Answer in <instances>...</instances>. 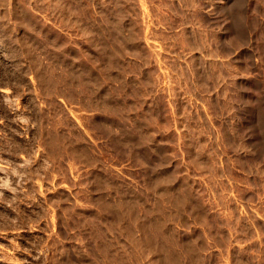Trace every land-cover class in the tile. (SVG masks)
Here are the masks:
<instances>
[{
    "label": "rangeland",
    "instance_id": "rangeland-1",
    "mask_svg": "<svg viewBox=\"0 0 264 264\" xmlns=\"http://www.w3.org/2000/svg\"><path fill=\"white\" fill-rule=\"evenodd\" d=\"M0 264H264V0H0Z\"/></svg>",
    "mask_w": 264,
    "mask_h": 264
}]
</instances>
